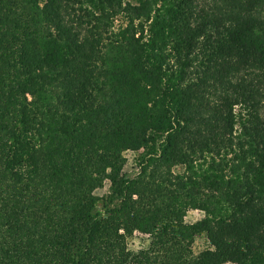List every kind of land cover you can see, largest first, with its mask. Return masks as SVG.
I'll return each mask as SVG.
<instances>
[{
	"label": "trees",
	"instance_id": "16d2710c",
	"mask_svg": "<svg viewBox=\"0 0 264 264\" xmlns=\"http://www.w3.org/2000/svg\"><path fill=\"white\" fill-rule=\"evenodd\" d=\"M0 264H264V0H0Z\"/></svg>",
	"mask_w": 264,
	"mask_h": 264
},
{
	"label": "rangeland",
	"instance_id": "374dc122",
	"mask_svg": "<svg viewBox=\"0 0 264 264\" xmlns=\"http://www.w3.org/2000/svg\"><path fill=\"white\" fill-rule=\"evenodd\" d=\"M137 156L138 155L134 154V153H127L126 154V157L128 159V163H127L125 171L128 172L129 174H134L137 172L136 161H135ZM104 193H107L106 189L99 192V194H104ZM202 218H203L202 213L197 212V211H191L188 214L186 221L189 224H192V223L198 222ZM143 244H144V237L140 234H136L135 237L130 242V247L133 250H138V249L143 247ZM206 247H207V243H206V240L204 238L197 239L195 246H194L195 253L197 254V253L203 251Z\"/></svg>",
	"mask_w": 264,
	"mask_h": 264
}]
</instances>
